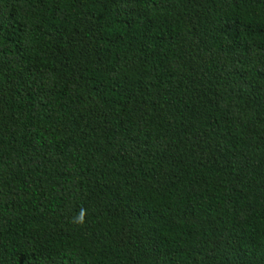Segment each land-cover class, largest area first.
Segmentation results:
<instances>
[{
  "label": "trees",
  "instance_id": "trees-1",
  "mask_svg": "<svg viewBox=\"0 0 264 264\" xmlns=\"http://www.w3.org/2000/svg\"><path fill=\"white\" fill-rule=\"evenodd\" d=\"M0 264H264V0H0Z\"/></svg>",
  "mask_w": 264,
  "mask_h": 264
},
{
  "label": "clouds",
  "instance_id": "clouds-1",
  "mask_svg": "<svg viewBox=\"0 0 264 264\" xmlns=\"http://www.w3.org/2000/svg\"><path fill=\"white\" fill-rule=\"evenodd\" d=\"M85 215H86V210L81 208L79 213H78V216L74 218V222L83 223Z\"/></svg>",
  "mask_w": 264,
  "mask_h": 264
}]
</instances>
